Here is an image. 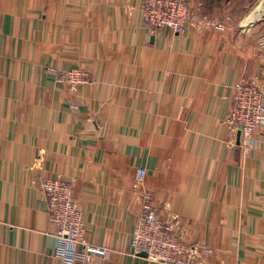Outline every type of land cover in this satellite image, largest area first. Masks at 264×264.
<instances>
[{"label": "crops", "instance_id": "crops-1", "mask_svg": "<svg viewBox=\"0 0 264 264\" xmlns=\"http://www.w3.org/2000/svg\"><path fill=\"white\" fill-rule=\"evenodd\" d=\"M188 1L204 22L175 34L142 0H0V264H63L38 183L56 175L105 249L89 264H163L129 253L144 194L198 264H264V125L242 149L225 123L236 82L264 90V0Z\"/></svg>", "mask_w": 264, "mask_h": 264}, {"label": "built area", "instance_id": "built-area-1", "mask_svg": "<svg viewBox=\"0 0 264 264\" xmlns=\"http://www.w3.org/2000/svg\"><path fill=\"white\" fill-rule=\"evenodd\" d=\"M202 2L188 0H142L143 27L151 33L168 29L180 34L190 26L204 22L199 12ZM221 27L220 24L216 27ZM65 81L71 86L90 82V76L82 69H71L64 73ZM225 123L238 134L237 145L242 149L256 143L254 133L264 125L263 86L248 81L233 85L231 105ZM264 140V132L260 135ZM146 174L138 168L134 186L142 183ZM49 211V221L57 239L56 255L63 264H89L93 254L102 255L103 247L94 246L85 239V225L82 211L72 197L68 181L56 175L44 176L39 180ZM183 226L176 214L161 218L154 208L149 194L141 198L140 214L137 217L129 243V253L144 255L148 260L163 264H198L200 254L195 246L182 240ZM204 249L203 254H208Z\"/></svg>", "mask_w": 264, "mask_h": 264}, {"label": "water", "instance_id": "water-1", "mask_svg": "<svg viewBox=\"0 0 264 264\" xmlns=\"http://www.w3.org/2000/svg\"><path fill=\"white\" fill-rule=\"evenodd\" d=\"M142 256H144V255H142Z\"/></svg>", "mask_w": 264, "mask_h": 264}]
</instances>
